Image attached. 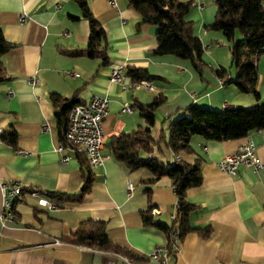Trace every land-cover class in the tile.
<instances>
[{"label":"crops","instance_id":"1","mask_svg":"<svg viewBox=\"0 0 264 264\" xmlns=\"http://www.w3.org/2000/svg\"><path fill=\"white\" fill-rule=\"evenodd\" d=\"M87 1L107 34V65H101L99 59L72 55L73 50L86 45L89 34V22L76 1L0 0V29L11 43L2 56L8 78L0 82V125L17 131L16 145L0 142V178L18 181L26 191L15 203L16 218L11 220L1 218L0 192V264H159L151 253L158 246L166 247L169 235L156 223L172 225L176 218L173 181L161 177L148 196L143 180L152 177V172L145 167L131 170L117 161L107 147L109 137L143 125L144 118L133 104L149 103L160 91L167 98L156 110L154 125L160 126L157 134L164 129L166 138L165 119L182 113L192 103L222 109L256 102L253 94L240 91L233 82L220 84V77L207 67L233 64L231 42L222 31L208 27L215 19L214 0H193L187 13L204 45L203 58L208 65L203 66L202 74L189 59L153 53L157 26H137L141 16L127 0ZM257 64L256 88L264 99V54ZM117 65L146 67L163 78L152 80L155 91L124 90L109 79ZM228 75L235 76L230 70ZM76 92L82 102L94 95L109 100L103 122L104 158L93 168L91 190L81 202L50 210L41 206L32 192H75L83 183L77 150L69 146L59 149L51 100V93L70 97ZM124 101L132 104L133 112L121 111ZM263 133L253 130L243 138L228 140L195 135L191 140L195 152L179 153L189 162L202 159L203 181L188 190V199L195 204L190 221L194 228L208 226L211 232L209 236L199 230L188 232L181 238L179 250L168 252L170 264H264ZM247 138L257 145L260 170L245 165H240L235 175L220 170L218 162ZM160 148L154 153L167 164L176 161L162 142ZM63 154L70 158L62 161ZM150 204L155 224L145 225L142 212ZM87 219L103 220L114 242L144 258L132 261L117 252L69 243L66 237ZM55 239L63 244H54Z\"/></svg>","mask_w":264,"mask_h":264},{"label":"trees","instance_id":"2","mask_svg":"<svg viewBox=\"0 0 264 264\" xmlns=\"http://www.w3.org/2000/svg\"><path fill=\"white\" fill-rule=\"evenodd\" d=\"M82 10L83 16L89 22L87 43L83 47L73 50L74 56H86L99 59L101 65L110 63L108 55V38L101 23L94 17L87 0H74ZM141 16L137 26L150 23L157 26L155 54L171 53L181 58L189 59L200 74L203 72L204 45L201 38L195 33L194 25L187 18V13L193 6V0H127ZM217 10L214 22L208 27L223 32L226 39L231 42L232 62L236 67V74L225 81L233 82L240 91L253 94L256 102L248 106H226L222 109L202 107L192 103L184 108L181 115L167 117L166 128L160 130L158 137L152 134V127L156 122V110L166 101V95L160 91L151 102H135L144 118V124L131 131L112 134L107 147L113 157L134 170L145 167L152 172V177L143 180L145 190L150 196L152 185L161 177L172 179L177 196L176 218L172 225L157 222L156 225L170 236L174 229H178L183 238L192 230H199L209 236L211 229L194 228L190 221V213L194 209L188 199V190L199 186L203 181L202 159L195 158L189 162L183 158L174 163L167 164L164 159L154 152L160 150V143L174 154H192L195 149L191 143L192 137L200 135L205 139L228 140L247 136L253 130H264V99L256 88L258 81V58L264 54V0H214ZM239 31L242 40L236 41L235 35ZM11 47L0 29V82L8 78V73L2 60L3 54ZM219 77L229 74L226 67L208 65ZM126 75L132 81L147 79L149 81L163 78L150 73L146 67L127 65ZM54 115L57 122L60 145L67 146L65 136L69 114L72 107L82 102L77 92L67 97L59 93H51ZM3 141L16 145L17 131L4 130ZM83 183L78 191L64 192L48 190L46 196L55 199L59 205L65 203L81 202L91 190L94 181V171L90 166L84 152L77 150ZM26 192V191H25ZM153 205L142 212L145 225L155 224L151 210ZM69 243L86 246L94 249L113 251L134 261L143 259L134 250L120 246L108 235L103 220L87 219L82 221L67 237Z\"/></svg>","mask_w":264,"mask_h":264},{"label":"built area","instance_id":"3","mask_svg":"<svg viewBox=\"0 0 264 264\" xmlns=\"http://www.w3.org/2000/svg\"><path fill=\"white\" fill-rule=\"evenodd\" d=\"M25 17L21 16V21ZM110 81L118 83L124 90H148L155 91L156 87L147 79L140 81H132L127 75L125 66L117 65L111 70ZM229 79V75L219 78V83L224 84ZM32 83L35 82L33 78L30 79ZM11 94V92H9ZM109 109V100L104 95H94L86 102L75 104L69 114V119L66 128V139L69 147L75 150L84 152L87 156L89 164L92 168L97 167L103 162V148H104V118ZM134 108L129 101H124L121 106L122 112H133ZM44 128H47L45 125ZM4 127L0 125V142L3 141L2 134ZM60 145L59 149L63 150L65 147ZM261 148L264 150V133L261 143ZM176 160H180V154H175ZM70 158L69 155L63 154L62 161ZM240 165L251 167L255 172H258L262 167V162L257 155V145L252 139L242 143V145L230 154H227L222 160L218 162L220 170L223 172L235 175ZM0 192L2 195V210L1 218L3 220L15 219L14 206L17 201L23 199L25 194L24 189L18 181H8L0 178ZM33 194L39 197V204L50 210H55L59 207V203L42 191H34ZM176 202V207H177ZM180 234L178 229H174L170 236L168 245L166 247L158 246L154 248L151 257L159 262V264H170L167 260L168 252L176 253L180 248ZM54 244H63L59 239L53 241ZM217 264H224L218 262Z\"/></svg>","mask_w":264,"mask_h":264},{"label":"rangeland","instance_id":"4","mask_svg":"<svg viewBox=\"0 0 264 264\" xmlns=\"http://www.w3.org/2000/svg\"><path fill=\"white\" fill-rule=\"evenodd\" d=\"M242 35H241V33L239 32V31H237L236 32V41H239L238 39H240V40H242ZM227 44H228V46H229V42H226ZM227 46V45H226ZM227 46V47H228ZM227 69L228 70H230L234 75H235V73H236V67H235V65L234 64H232V65H230V64H227ZM156 83H158L159 84V82L157 81ZM148 91V90H147ZM151 94L152 96L156 93V92H148V94ZM242 106H244V105H242ZM202 107H207V106H202ZM215 109H218V108H215ZM182 113H180V114H178L177 116H179V115H181ZM165 125H167V123L165 124ZM158 127H160L159 126V124L157 123L156 125H154L153 126V134L156 136H158L159 134H157L158 132ZM162 144L164 145V142H162Z\"/></svg>","mask_w":264,"mask_h":264}]
</instances>
